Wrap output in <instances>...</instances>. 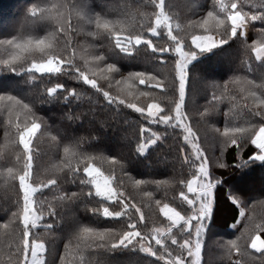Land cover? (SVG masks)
<instances>
[{"label": "snow or ice", "instance_id": "obj_1", "mask_svg": "<svg viewBox=\"0 0 264 264\" xmlns=\"http://www.w3.org/2000/svg\"><path fill=\"white\" fill-rule=\"evenodd\" d=\"M83 2L87 3V0ZM148 2L154 7V11L148 17V23L140 25L139 30H127L119 20L106 15L88 16L81 7H77L79 15L89 22V26L84 29L86 34L90 32L92 38L102 34L108 37L104 45L87 40L91 54L82 60L85 65L83 69L77 64L74 52L71 60L53 56L25 65L28 54L34 51L43 53L53 46L54 34L0 41V46L9 50L6 56L0 57V66L11 72L24 71L26 68L34 74L35 79L39 78L37 74L53 75L54 73H45L41 65L55 61L60 65L61 74L71 72L73 80L83 81L95 90L96 95L102 94L107 104L126 105L139 113L145 122L138 124L136 152L139 154L145 153L149 145H155L162 139L164 134L155 130L154 125L180 130L176 133L181 139L174 157L173 171L176 165L180 168L187 167L189 176L175 180L133 179L128 176L122 158L89 154L83 150L84 144L96 139L95 134L81 135L75 138L74 143H65L59 138V133L54 134L52 131L58 125H50L48 119L35 110L36 106L54 100L62 99L65 103H70L73 98L81 99L76 88H66L61 81L40 85L36 91V100L29 102L0 91V113L4 114L0 124L5 125V143L10 139L9 130L14 128L15 137H18L14 140L15 147L22 150L24 160L21 174L17 175L4 159L5 153L0 152V172L6 171L13 175L15 182V203L8 197L7 201L10 203L6 204L5 210L10 205H18L19 208L18 212L10 211L11 218L7 216L2 228L7 232L13 222L22 226L20 238L24 243L18 250L16 264H50L48 240L40 238L35 229L43 224L45 233L53 235V223L59 221L43 222L46 216L55 217L57 205L54 201H75L83 197L97 198V206L88 210L118 221L114 225L119 227H81L64 245L63 255L56 257L55 251L51 252L54 264H68L67 257L71 254L73 240L78 242V247L83 245L84 248L108 252L127 249L155 258L146 264H202L207 225L213 215L221 211L225 198L239 208L236 223L243 219L239 234L225 245L231 264H264V248L255 246L258 241L264 242V216H256V205H252L246 212L248 204H244L230 188L217 187L226 183L223 179L225 173L231 175L250 164L264 163V145H259L256 141L257 133L264 130V82L258 83L245 75H233L222 83H217L204 80L198 72L190 73L189 70L198 56L213 49H221L233 38L243 46L244 62L264 61V0H213L206 15L200 19L187 20L191 31L185 29L182 22L184 18L173 10L174 0H167V7L166 0ZM30 11L36 14L35 9ZM256 22L260 23L259 28L254 27ZM59 31H65L63 26ZM68 31L75 30L69 25ZM125 32L126 35L123 34ZM250 32H254V39L248 38ZM161 40L162 43L158 42ZM67 42L71 43V39ZM141 45L161 54L157 58L162 66L156 74L139 71L117 75L116 65L107 62L105 55L98 52L99 48L106 47L109 51L115 48L131 54ZM190 75L194 82L200 80L205 90L209 87L214 90L211 101L203 106V111L199 107L185 109ZM99 81H104L107 88ZM4 87L0 84V89ZM233 87L238 89L239 96L233 94ZM112 89H115V94ZM195 99L194 92L188 109L195 105ZM223 100H227L230 107L222 113L224 123L221 128L210 121L213 115L220 114L219 103ZM237 108L244 117L239 122L234 118V110ZM85 114L65 112L61 118L77 122ZM201 132L202 136L199 134ZM41 136L48 137L49 152H58L63 145V158L42 178L39 177V164L36 165L37 171L34 174V160L41 158L42 150L39 147L34 150L32 147ZM229 149L234 157L231 164L225 159ZM101 177L106 181L103 185L99 182ZM125 177L133 187L140 188L144 197L154 202L158 213L163 214L159 224L154 221L152 227L148 226L142 207L134 202L133 197L126 195ZM77 181V191L64 190L65 184H75ZM173 182L180 185L179 209L154 195L155 189ZM49 186L54 187L45 195L43 190ZM148 187H152L153 191L146 190ZM34 246L39 249L36 257H33ZM110 264L130 262L114 260Z\"/></svg>", "mask_w": 264, "mask_h": 264}, {"label": "trees", "instance_id": "obj_2", "mask_svg": "<svg viewBox=\"0 0 264 264\" xmlns=\"http://www.w3.org/2000/svg\"><path fill=\"white\" fill-rule=\"evenodd\" d=\"M212 3L213 0H174L173 10L184 18L182 22L185 29L191 31L187 20L200 19L206 15ZM78 6L88 16L100 14L113 20H119L127 30H139L140 25L148 23V17L154 11V7L148 0H87V3L83 0H0V41L23 39L29 36L40 38L54 34L53 46L43 53L34 51L28 54L25 57V65L33 61H44L53 56L71 60L74 52L77 64L83 69L85 65L82 60L91 54V49L87 47V40L90 39L97 45H104L108 37L102 34L92 38L90 32L87 34L84 32L89 22L79 15L76 10ZM32 9H35L36 14L30 11ZM69 25L75 30L74 32L68 31ZM62 26L65 30L63 33L59 31ZM260 26L259 22L254 25L256 28ZM123 34L126 35L127 32ZM248 38L254 39V32H250ZM70 39L71 43H68ZM8 51L6 47L0 46V57L6 56ZM98 52L105 55L107 62L116 65L117 75L139 71L156 74L162 66L157 58L161 54L146 49L144 45L139 46L131 54L123 53L115 48L109 51L106 47L99 48ZM243 59V46L237 42L236 38H233L221 49H213L211 52L198 56L189 66V70L190 73L198 72L204 80L217 83H222L233 75H245L258 83L264 82V61L244 62ZM47 73L54 74H37L39 78L34 79V74L28 72L26 68L24 71L11 72L6 67L0 66V84L5 86L0 91L29 102L36 100V91L40 85L61 81L66 88H76L81 94V99L73 98L70 103H65L62 99L54 100L51 103L36 106L35 110L39 115L46 117L50 125H58L52 131L54 134L59 133V138L65 143L72 144L75 138L81 135L95 134L96 139L84 144L83 150L89 154L122 158L128 176L133 179L175 180L189 176L187 167L180 168L176 165L173 171L174 157L177 155L178 142L181 139L176 133L180 130L154 125L155 130L164 134L162 139L155 145H149L145 153L139 154L136 152L139 137L138 124L145 123L139 113L126 105L107 104L102 94L96 95L95 90L83 81L73 80L71 72L65 71L61 74L60 65L56 71ZM99 83L107 88L104 81H99ZM231 90L233 94L240 95L237 88L233 87ZM213 91L211 87L205 90L201 81L194 82L190 75L185 109L191 110L192 107H199L200 111H203V106L211 101ZM112 92L115 94V89H112ZM194 92L196 93L195 105L188 109ZM229 107L227 100L221 101L219 103L220 114L213 115L210 122H215L222 128L224 123L222 113L228 111ZM65 112L73 115L80 112L86 114L82 120L73 122L61 118ZM2 118L4 114L0 113V119ZM234 118L238 122L244 118L239 108L234 110ZM102 123L103 126H101ZM195 127L194 123V129ZM4 131L5 125L0 124V152L5 153L4 159L10 163L15 174H21L24 160L22 150L15 147L14 140L18 139L15 137V129L9 130L10 139L7 144L4 140ZM199 134L203 135L202 132ZM125 136L127 139H122ZM174 136L175 139H173ZM33 140L35 141V137ZM169 145L172 147L170 148ZM32 147L34 150L37 147L42 150L41 158L38 161L34 160V174L37 171L36 165L39 164L40 178L47 175L51 168L63 158V145L58 152H49L47 136H41L37 144L34 142ZM225 159L229 164L233 163L234 157L231 155V149L225 154ZM117 175H120L119 171ZM223 179L226 183L218 185V188H230L244 204H248L246 212L252 208V205H256L254 209L256 216H264V204H262L264 202V163L250 164L242 171L236 170L231 175L225 173ZM14 183L13 175H9L6 171L0 172V264H16L18 250L24 243L20 238L22 231L20 223L13 222L7 232L2 228L7 216L11 218L10 211H19L18 205H10L5 210L6 204L10 203L7 201L8 197H11L12 203H15ZM57 183L59 184L60 181L58 180ZM78 184L77 181L75 184H65L63 187L68 192H75L78 190ZM53 187L49 186L44 189V194L48 195ZM124 187L126 195L133 197L134 202L142 207L148 226L152 227L154 221L159 224L163 219V214L158 213L154 202L144 197L140 188L133 187L127 177L124 178ZM146 190L153 191V188L148 187ZM179 190L180 185L173 182L155 189L154 195L157 199H162L179 209ZM174 197L176 199H173ZM96 200L95 197H83L75 201H54L57 205L55 217L46 216L43 222L59 221L53 223L51 229L53 235L45 233L43 224L35 229L40 238L48 240L50 264H54L51 252L54 250L56 257L63 255L64 245L76 235L81 227L92 226L97 229L119 227V225H114L118 221L99 216L88 210L97 206ZM238 216L239 208L225 198L221 211L214 214L207 225L202 247V264H231L225 245L228 241L235 239L243 227L242 218L240 223H236ZM77 244V241H72L71 254L67 257L68 264H81V261L82 264H110L114 260L130 262V264H146L147 261L155 259L143 253L139 254L138 251L125 249L108 252L103 249L84 248L83 245L78 247Z\"/></svg>", "mask_w": 264, "mask_h": 264}, {"label": "rangeland", "instance_id": "obj_3", "mask_svg": "<svg viewBox=\"0 0 264 264\" xmlns=\"http://www.w3.org/2000/svg\"><path fill=\"white\" fill-rule=\"evenodd\" d=\"M42 70L47 73V72H54L59 68V64L56 63L55 61H51L49 63H44L41 65ZM256 141L259 145H264V137L262 139H260L258 136L256 137ZM93 175H95L96 173H92ZM100 184L103 185L104 183H106V181L101 177L100 178ZM258 248H264V242H260L258 241L255 245ZM39 254V249L38 247H33V257L38 256Z\"/></svg>", "mask_w": 264, "mask_h": 264}, {"label": "crops", "instance_id": "obj_4", "mask_svg": "<svg viewBox=\"0 0 264 264\" xmlns=\"http://www.w3.org/2000/svg\"><path fill=\"white\" fill-rule=\"evenodd\" d=\"M257 136L262 139L264 137V130H261L260 132L257 133Z\"/></svg>", "mask_w": 264, "mask_h": 264}]
</instances>
